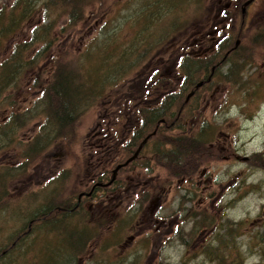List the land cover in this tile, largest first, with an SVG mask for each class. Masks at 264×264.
<instances>
[{
	"label": "rangeland",
	"instance_id": "1",
	"mask_svg": "<svg viewBox=\"0 0 264 264\" xmlns=\"http://www.w3.org/2000/svg\"><path fill=\"white\" fill-rule=\"evenodd\" d=\"M240 8L233 24V0H0V250L11 249L15 235L31 232L19 255L0 264H39L50 250L65 248L57 208L66 203L71 208L78 203L92 216L64 222L89 228L83 233L88 244L68 264H264V0H255L243 19ZM223 34L227 49L218 61L238 39L236 60L229 55L215 70L214 86L202 88L210 67L206 60L199 66L190 62L183 49L197 38ZM133 50L141 51L129 64L127 59L125 74L133 76L109 88L101 84L107 97L93 99L99 59L107 65ZM155 69L177 82L181 74H201L185 93L184 98L200 89L186 106L183 124L189 134L213 130V140L204 146L211 159H204L191 182L173 178L158 185V193L152 183L165 172L136 169L118 172L116 180L126 184L116 200L101 192L91 201L78 198L93 183L91 162L101 163L92 154L105 149L93 148L97 139L88 137L90 129L101 122L98 117L115 115L120 122L116 110L124 107L123 96L152 92L141 85ZM53 74L54 82L64 74L90 95L73 108L72 127L60 124L52 137L40 97L50 90ZM154 92L153 97L161 94ZM125 121L132 128L129 112ZM68 131L70 137L63 138ZM116 150L122 156V149ZM202 172L205 177L199 178ZM205 187L209 201L200 204ZM142 189L154 195L145 199ZM33 213L44 223L32 221ZM93 221L101 230H94ZM72 228L64 231H84Z\"/></svg>",
	"mask_w": 264,
	"mask_h": 264
},
{
	"label": "trees",
	"instance_id": "2",
	"mask_svg": "<svg viewBox=\"0 0 264 264\" xmlns=\"http://www.w3.org/2000/svg\"><path fill=\"white\" fill-rule=\"evenodd\" d=\"M143 30V28H142ZM149 35V33H148ZM150 48V47H149ZM147 48V49H149ZM134 55H125L124 54V66L125 68L123 71H127V65L133 61L132 58ZM214 57V55H208L203 60H206L207 63L211 64V59ZM128 59V64H127ZM131 59V60H130ZM193 58H190V62H192ZM203 60L200 59H193V61H196V63H201ZM130 65V67H132ZM102 69V68H99ZM190 68L189 70H191ZM121 72L120 74L112 72V74H102L101 72H96V78L99 80L95 81V84H98V89H94L92 91L93 93V99H96L102 97L106 98L105 95V89L101 87L99 89V86L102 84L106 87V85L109 83L110 85L116 86L119 82L122 81L127 76H133V74H124V72ZM201 75V74H200ZM195 74H181L178 76V79H181V86L170 95L163 96V98L159 97L157 100H155L153 103L146 105V106H140L136 112H129V114H134V123L131 129L125 130V127L129 128V124L127 123L125 126L124 121L122 120L120 122H116L115 124H110L109 128L106 131L105 134V146H101L98 149H103L101 152L96 151L94 153L95 156L98 157L96 161H99L101 163L97 164L98 166H95V163L91 162V169L89 170V175L93 172V175L88 177V182L90 181H104L106 179V174L111 170L113 166L116 164L122 163L124 160H126L129 156L132 155L134 150L137 148L140 141L149 133L152 132V130L156 127V124L160 120H164V123L160 124L156 130V134L152 136L149 141L144 146L143 150L139 153V158L133 161L131 164H129L127 167L123 168L121 170L122 173H125L128 170H133L135 167L139 169H146L149 173L154 171L155 169H160L165 172L164 176H161L159 178V175L156 176L153 180L152 185H154L153 190L157 191L160 189L158 185L167 184L169 180L176 178V180H180L185 178V180H191L198 168L201 166V164H204L203 161H207L208 159H211L212 153L206 156V152L204 150V146L210 141L213 140V130L209 128H202L201 130L194 131L192 128V134H189L186 132V127L183 124V120L186 118L183 115L186 112V106L188 103L183 102V97L185 93L192 89V86L195 85V79L200 76ZM209 77V74H204ZM207 77V78H208ZM213 80L206 82L203 80L204 86H211L216 81V75L213 74ZM57 79L54 82L55 75L52 77L50 90L43 96L45 100V114H46V129L49 132V135L52 136L54 133V130L57 128L58 125H62L65 128H71L72 127V118L75 117V111L73 108L76 106L80 107L83 104L84 99H88L86 95H89L90 93H86V89L80 88L78 85V82L74 80L73 78H69L68 76L64 74H58L56 77ZM94 77V80H97ZM206 78V79H207ZM105 79V80H103ZM106 81L108 83L104 84ZM152 82H155V84L160 83H166V81L169 83L170 80H167L164 76H159L158 74H155L152 79ZM209 81V80H208ZM177 81H173L171 84H176ZM166 90V89H164ZM104 93V94H103ZM63 99V100H62ZM92 99V100H93ZM105 103V102H103ZM127 107H129L127 105ZM69 111H72V115H69ZM181 115V118L179 116ZM188 116H191L188 115ZM187 116V117H188ZM120 117V116H119ZM104 121H110L113 122L116 119V116L113 117L107 116L102 117ZM64 121H68V123H64ZM117 123V124H116ZM60 125V126H61ZM56 127V128H55ZM195 132V133H194ZM206 133L207 135L204 137L203 134ZM72 133L68 131L66 134V137H63L65 139H68ZM61 135H56L54 138L59 137ZM53 137V136H52ZM62 137V136H61ZM104 139V138H100ZM118 147V150L121 148L123 152L122 156H119V153H116V148ZM101 153V154H100ZM206 156V157H205ZM118 158V159H117ZM115 161V162H114ZM107 166H105V165ZM88 163L85 164V167L88 168ZM106 170V171H105ZM88 175V176H89ZM87 177V175H86ZM126 182H123V180L117 181L115 186L117 188H120L125 185ZM160 185V186H161ZM162 187V186H161ZM102 191L101 188H96L98 191ZM95 190V191H96ZM105 189L104 191H106ZM113 191V190H112ZM111 191V192H112ZM115 194H113L114 196ZM149 196V191L147 190L145 193V199ZM109 197V196H108ZM110 198V197H109ZM67 203L63 205V207L57 208L61 209L62 214L61 218L59 219V223L63 222V228H60L62 232V244L65 248L62 249H53L50 250V257L46 256V261H43L39 264H68L69 262H74L77 260V254L75 253L77 250L81 249L80 247L85 246L88 244L89 239L84 237L83 235L85 233L89 232V228L84 223H80L82 226L80 228L73 227V224H65V221L70 220L72 216H77L85 219L91 218L89 215V212H85V210L82 207H77V203L73 205V207H67ZM59 216V212H57ZM82 214H84V217H82ZM57 216V217H58ZM33 221H36L38 223L42 222L39 215L33 213ZM57 221V218L55 219V222ZM83 221V220H81ZM55 222L50 227H53L55 225ZM84 222V221H83ZM44 223V222H42ZM92 226L94 230L101 229L99 222L92 223ZM46 227V226H45ZM48 227V229L50 228ZM47 228V227H46ZM84 230L79 232H69L64 230ZM50 231V230H49ZM81 232V233H80ZM84 233V234H83ZM59 234V235H60ZM31 236V232L28 233H19L18 235H15L14 237V245H11L8 249L6 248L4 250H0V262L5 259L6 256L10 255L9 259L12 256H16L19 254H16L19 252V248L24 245V241ZM24 243V244H23ZM2 252H5L2 254ZM28 252V250H27ZM31 264H34L31 263Z\"/></svg>",
	"mask_w": 264,
	"mask_h": 264
},
{
	"label": "flooded vegetation",
	"instance_id": "3",
	"mask_svg": "<svg viewBox=\"0 0 264 264\" xmlns=\"http://www.w3.org/2000/svg\"><path fill=\"white\" fill-rule=\"evenodd\" d=\"M245 1H243V0H233V24L237 20L238 13H239L238 11H239V7L240 6H241L240 10L243 11V6H244V2ZM254 1L251 2L248 5V7H250V5H252L254 3ZM225 7L229 8L230 4H227ZM245 10H244V12H245ZM242 11H240V14L244 13ZM40 25H41V23L39 25L35 26L34 28L39 27ZM47 25H44V27H46ZM219 31L220 30H218V29H214V31H213L214 35L216 36V34H218ZM54 36H56V34ZM215 36L212 39H210L209 37L208 38H197V39L193 40L192 42H189L187 47L185 49H183L184 53L191 55V57L193 59H195V60L202 59L203 57H207L208 55H214V57L211 59V61H213V64L211 66H209L210 69L208 71L205 70V74H216L215 69L217 67H219L220 61L225 60L228 57V55H231L232 53H233V63H234L235 60H236V53H237V51H238V49L240 47V41L238 39L234 40L235 37L233 36V40L235 41L234 44H233V47H230L227 50L226 54L222 56V59L220 61H218V60L215 61L219 57V54L223 50L227 49L226 44L228 43V41H224V39H225L224 36H222L219 39L215 38ZM181 56L178 57V59H180ZM193 63L197 64V66L200 65L199 63H196V62H193ZM213 68H214V70H213ZM155 72H157L156 69L152 71V74L155 73ZM165 72H167V70ZM212 85L214 86V84H211V86ZM141 86H142V88L146 87L147 89L152 90V92L149 93V91H147L145 93L141 92V94H139V92L135 91L130 96H127V95L123 94L124 95L123 97H125V100H123L122 103L124 104L123 108H125V110H124L123 114H121V109H123V108L119 107V108H117L116 113L118 114V116L122 117V119L124 121H125V119H124L125 118V114L127 112H133V111L136 112V110L142 104H143L142 106H146V105H149V104L153 103L155 100L158 99V96L153 97V95L155 93L154 90L161 91V94L164 95V96L165 95H169L170 93L173 92V85L172 84H168V83L155 84V82H151V83L142 82ZM139 87H140V84H139ZM164 89H166V90H164ZM196 92L197 91H195V93H193L192 98H194L196 95H199L198 92H197V94H196ZM132 96H133V98H132ZM127 105L129 107H127ZM130 116L134 117V114L131 113ZM110 124H115V120L113 122H111V123H110V121H108V122L107 121H103V125H101L100 123H94L92 129H90V132H89V138L90 137H94L95 140L97 139V141L94 142L93 148L98 149L101 146V144L104 142V140L106 139L105 138V134H106L105 130H107L109 128ZM100 138H104V139H100ZM94 156L95 155L93 153L92 157H94ZM243 158H245V157H243ZM243 161L248 162L249 158L246 159V160H243ZM204 175H203V172H202L200 174L199 178H201V177L204 178L205 177ZM118 191H120V188H117L114 185V186L110 187L109 189H107L105 191V193L110 197L109 198L110 201H112V200H116L117 199V196L116 195L113 196V194H116ZM200 198H201L200 204H205L206 201H209V198L207 196V187H205L203 189V192H200ZM202 211L204 212V208H202Z\"/></svg>",
	"mask_w": 264,
	"mask_h": 264
},
{
	"label": "water",
	"instance_id": "4",
	"mask_svg": "<svg viewBox=\"0 0 264 264\" xmlns=\"http://www.w3.org/2000/svg\"><path fill=\"white\" fill-rule=\"evenodd\" d=\"M201 85H202V82H199V83L196 85V88H199ZM192 94H193V93H190V94L187 96V99H188L190 96H192ZM153 134H155V132H152V134H150V135H148L146 138H144V139L140 142V144H139L138 148L136 149V151L134 152V154H133L130 158H128L123 164L117 165V166L112 170V176H111L110 180L105 184V186H109V185L112 184V182L115 180L116 175H117V172L120 170V168L127 166L130 162H132L134 159L137 158V156H138V154L140 153L141 149H142L143 146L146 144L148 138H149L151 135H153ZM97 185H98V184H97ZM88 195H90V194H88ZM80 196H82V194H81Z\"/></svg>",
	"mask_w": 264,
	"mask_h": 264
},
{
	"label": "bare ground",
	"instance_id": "5",
	"mask_svg": "<svg viewBox=\"0 0 264 264\" xmlns=\"http://www.w3.org/2000/svg\"><path fill=\"white\" fill-rule=\"evenodd\" d=\"M203 79H206L207 78V75H204L203 74ZM196 80V79H195ZM110 86H112V85H109L108 84V88L110 87ZM193 86H195V85H193ZM113 90V89H112ZM111 91V90H110ZM107 92V91H106ZM170 95V94H169ZM185 96V95H184ZM184 98V97H183ZM160 124H156V127L152 130L153 132H156V130H157V128H158V126H159ZM77 205H78V203H77ZM12 245H14V242L13 243H11ZM5 252H2V254H4Z\"/></svg>",
	"mask_w": 264,
	"mask_h": 264
}]
</instances>
